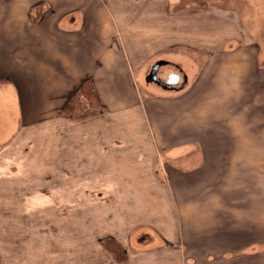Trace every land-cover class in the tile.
<instances>
[{
	"label": "crops",
	"instance_id": "obj_1",
	"mask_svg": "<svg viewBox=\"0 0 264 264\" xmlns=\"http://www.w3.org/2000/svg\"><path fill=\"white\" fill-rule=\"evenodd\" d=\"M165 4L0 0V191L24 193L29 178L38 180L46 164L55 176L60 163L61 178L80 172L85 195H117L112 204L87 207L97 206V213L84 215L87 250L79 264H264L259 48H246L240 60L247 44L230 47L240 32L211 31L206 10H191L194 31L181 27L185 20L168 27ZM120 19L130 20L127 34L114 29ZM163 42L192 54L172 57L186 75L179 90L145 77L142 84L141 69ZM84 80L92 82L99 106L64 114ZM23 99H35L36 107L23 106ZM30 131L36 156L26 149ZM98 185H111V192L94 191ZM14 205L23 209L20 198ZM104 239L120 247L123 261L104 250ZM46 242L51 247L54 237H36V264H74L72 252H40ZM7 254L1 248L0 264H8Z\"/></svg>",
	"mask_w": 264,
	"mask_h": 264
},
{
	"label": "rangeland",
	"instance_id": "obj_2",
	"mask_svg": "<svg viewBox=\"0 0 264 264\" xmlns=\"http://www.w3.org/2000/svg\"><path fill=\"white\" fill-rule=\"evenodd\" d=\"M132 1L141 2L143 0ZM122 6V10H129L126 5L122 4ZM155 7L161 8L162 6L159 3L155 4ZM165 9L169 12V19L167 20L169 24L166 23V26L170 27L175 25L178 21L180 23L185 20L186 24L183 25L182 23L181 27L184 29H191V31L197 29L195 28L196 22H193L196 20L191 15L194 13L191 12V10L201 9L211 12V15L213 16V22L210 21L209 23V29L211 31L215 30L218 35L221 32L220 34H232L233 36H235L237 32H240V35L236 37L237 42L234 41L235 43L232 42L230 44V47L233 45L240 46L247 44L243 51L240 52V60H244L246 48L251 45L254 49L259 48L257 53L258 60H260L258 61V69H260V74L264 76V60H262V57L264 58V0H166ZM180 11H182L183 16L179 15V17H175L174 15H171V13H178ZM180 17H183V19ZM208 20L209 19H207V21ZM104 21L106 29L108 30L109 28L111 30L113 28L112 22L108 19ZM128 21L130 20L120 19L121 24L119 27L118 25L114 26L115 31H119L122 35L127 34L126 25L128 24ZM204 21L206 22L205 19ZM214 21L216 22V25ZM155 22L158 24V21ZM189 22L190 24H187ZM202 26H204V24L201 21V27ZM142 38H145V34H142ZM169 40V45H173V38L169 37ZM144 42L145 41L142 40V44H144ZM162 44L159 46L158 50L154 49V46L156 45H153V49L151 50L153 51V56H151L142 67V84H145L143 79L156 61L164 60L169 62L168 65H165L158 71L159 78L165 81L168 74H174L179 77V72L174 67V65H177L178 63L173 60L172 57L174 58L178 54L192 55L191 52L179 50L176 46H167L165 45V42ZM200 55L201 58H205L204 54ZM167 56H170L171 59L167 58ZM180 68L183 69V66H180ZM241 74L245 76L250 73L245 69H241ZM234 75L236 74L234 73ZM22 102L25 107H36L35 99H23ZM75 105H77V103H75ZM30 111L28 119L32 121L36 116L33 114L32 108H30ZM79 115L80 114H77L76 116ZM24 139L29 141V143L26 144V149L30 152L31 150H33V152L35 151L34 154L36 156V137L34 136V133L32 131L26 132ZM12 155L13 153L10 151L9 157L13 158ZM47 166L48 164H46V169L42 168L41 171H44V173H41V177L38 178V180L35 175L34 180L29 178L26 181L25 189H23L24 193H15V189H10L8 193H5L4 189L0 191V222L4 223V225L0 226V238L3 239V244L2 247H0V250L2 248V251L8 252L6 257L9 259L7 261L5 260L8 264H36V237L38 238L40 236L45 237V240L51 236L54 237V242L51 247L47 242L39 244L40 252L49 253L52 250L57 253L63 251L72 252V262L74 264H79L80 254L82 251L87 250L86 237L84 236V233H82V223L83 220H85L84 215L87 213L96 214L97 210L95 207L98 206L97 204L101 205L107 202L112 204L118 199V196L113 195L112 193L98 194L90 191V194L85 195L83 192L86 190V186L81 187L84 180H81L82 176L79 177V171H76L74 168L73 171H67L66 173L69 177L64 179L61 178L58 173L61 168L60 163L56 164L57 172H55V176L51 174V171ZM27 167L29 168V164ZM53 176L54 178H52ZM36 180L40 186H38L39 190H36ZM110 186L111 185H104L103 187L98 185L94 186L95 189L93 190L100 191L104 188V190L111 192ZM72 190H75V193H73ZM6 198L8 199L7 203L9 204L6 203ZM17 198H20L23 203V209L20 211H18L17 207L14 205ZM91 204L97 205L93 206V212L87 210V207L91 206ZM101 213H103V211H101ZM5 219L8 220L7 224L5 223ZM136 235L137 234H135L134 237ZM96 242L97 240L95 239V242L93 243L95 244ZM108 243H111V245ZM101 245L104 247V250L114 257L115 260H124L122 250L113 240L104 239L102 240ZM113 245L120 253H117L116 250L113 249ZM132 245L137 246L135 240H132ZM118 255L121 256V260L117 258ZM42 262H44V260H42ZM221 264L226 263L224 262Z\"/></svg>",
	"mask_w": 264,
	"mask_h": 264
},
{
	"label": "trees",
	"instance_id": "obj_3",
	"mask_svg": "<svg viewBox=\"0 0 264 264\" xmlns=\"http://www.w3.org/2000/svg\"><path fill=\"white\" fill-rule=\"evenodd\" d=\"M75 103H77V105H75ZM92 105L93 107L99 106L94 88L90 80H84L78 87V89L74 92V94L67 100L63 107V111L65 112V114L77 115L81 114L86 108L92 107ZM108 244L111 245V243ZM113 247L112 248L116 250L117 253H120L114 245ZM117 258L121 260L120 255H118Z\"/></svg>",
	"mask_w": 264,
	"mask_h": 264
},
{
	"label": "flooded vegetation",
	"instance_id": "obj_4",
	"mask_svg": "<svg viewBox=\"0 0 264 264\" xmlns=\"http://www.w3.org/2000/svg\"><path fill=\"white\" fill-rule=\"evenodd\" d=\"M169 62H166L164 60H158L156 61L150 68V70L148 71V73L145 75V81L146 83H151L154 86L163 89V90H179L181 89L185 83H186V75L184 73V70L182 68H180V66L174 65V67L178 70L179 72V77H174L172 76V74H168V76H170L169 81H173L175 80L174 83L170 82V83H166L168 80V76L167 79L164 81L161 78H159L158 76V71L159 69L163 68L165 65H168ZM181 76V77H180Z\"/></svg>",
	"mask_w": 264,
	"mask_h": 264
},
{
	"label": "water",
	"instance_id": "obj_5",
	"mask_svg": "<svg viewBox=\"0 0 264 264\" xmlns=\"http://www.w3.org/2000/svg\"><path fill=\"white\" fill-rule=\"evenodd\" d=\"M172 76H173V78H174V77H177V76H176V75H174V74H172ZM169 78H170V76H168V80H167V82H166V83H170V82L174 83V82H175V80H173V81H169Z\"/></svg>",
	"mask_w": 264,
	"mask_h": 264
}]
</instances>
